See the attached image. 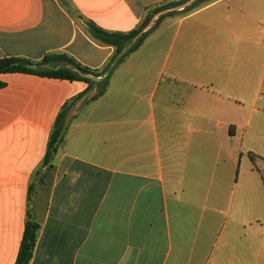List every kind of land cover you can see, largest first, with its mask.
I'll use <instances>...</instances> for the list:
<instances>
[{"label":"crops","instance_id":"crops-1","mask_svg":"<svg viewBox=\"0 0 264 264\" xmlns=\"http://www.w3.org/2000/svg\"><path fill=\"white\" fill-rule=\"evenodd\" d=\"M170 1L0 0V59L68 55L101 69L115 48L85 21L130 32ZM195 1L153 14L142 33L172 13L160 23L174 29L168 50L165 31L156 47L151 32L96 100L84 81L0 74V264H16L28 212L41 226L29 264H253L264 190L251 183L244 100L264 47V0L182 12ZM254 78L261 88L264 70ZM65 105L54 172L36 181L47 193L41 216L39 186L30 202L29 187ZM259 118L264 159V110Z\"/></svg>","mask_w":264,"mask_h":264},{"label":"trees","instance_id":"trees-1","mask_svg":"<svg viewBox=\"0 0 264 264\" xmlns=\"http://www.w3.org/2000/svg\"><path fill=\"white\" fill-rule=\"evenodd\" d=\"M189 1L190 0H173L159 5L153 8L151 11L149 10V13H147L146 17L139 24V26L130 32H110L99 27L92 21H85L84 24L94 40L101 44L113 46L115 48V53L109 62L101 69H91L86 67L68 55H46L40 62H34L30 59L22 57L2 58L0 59V74L27 73L60 80L84 81L88 84L85 94L91 92L95 86L97 87V93L92 97V100H96L103 96L107 91L109 80L118 66L129 56V54L139 49L147 36L158 28L166 16H170L172 13L161 16L149 31L142 33L144 28L149 24L153 14L181 6L182 4ZM207 1L209 0H196L182 12L189 13ZM129 44L132 45L126 50V47ZM51 60L64 61L69 67H59L52 69L45 68L44 65L49 63ZM100 77H102V80L96 82L97 78ZM66 116L67 106L65 105L62 111L59 113L53 126L47 152L43 162L39 169L35 171L34 175L36 180L33 176V181L30 184L29 202L32 200L31 196L35 188V182L39 180V183H43L45 180H47V178L50 179V177H52V172H54L55 168L53 161L65 136ZM250 156L253 158L254 153H250ZM27 216L23 240L19 249L16 264L30 263L41 227L37 221L33 220L30 212H28Z\"/></svg>","mask_w":264,"mask_h":264},{"label":"rangeland","instance_id":"rangeland-1","mask_svg":"<svg viewBox=\"0 0 264 264\" xmlns=\"http://www.w3.org/2000/svg\"><path fill=\"white\" fill-rule=\"evenodd\" d=\"M186 6V5H184ZM179 13V12H176ZM253 30L249 31L248 33L245 34L246 38H249V41H257L255 38V31H254V25H252ZM165 31L163 38L168 40L167 42H163L161 43V46L159 47L161 50L164 47V52L168 50L169 44L171 41H169V39L173 38L174 35V29L172 30V28H170L169 25L165 24V26L163 28H161V25L157 28V30H155L154 34H153V39H152V43L153 45L158 44L157 40H156V35L160 36V40L162 38L161 33L162 31ZM168 43V45H167ZM150 47V46H149ZM154 47V46H153ZM166 47V49H165ZM152 48V46L150 47ZM261 53L258 54L257 58H255L254 54L252 55V66H253V70H252V78H251V85L250 88H248V91L246 92H250L249 95H247L245 97L244 100V107L246 110V113H249L251 111L252 113V121H251V126L249 128L248 134H247V138H246V148H252V153H254L253 158L250 157V163H251V172L253 175V178H251L252 180V187L255 188V186L257 184L261 185V189L264 190V159L262 158V155L260 153V144H259V133H260V118L259 115L260 113L263 112L264 110V81L262 84L261 88H258V86L256 85V83H254V76H255V72L256 69L258 68V74L261 75L263 70H264V47H262ZM163 53V52H162ZM161 55V53H160ZM155 60H159L158 57V53L157 50H155ZM261 57V58H260ZM261 63L259 65L258 63V67L256 69H254L256 65L257 61H260ZM247 153V152H246ZM248 156V153H247ZM34 179H35V175H34ZM36 180V179H35ZM48 178H47V182H48ZM47 185V184H46ZM35 186H39V183L35 182ZM41 187V188H40ZM48 186H46L47 189ZM38 189H40V197H38V208L40 209V213L41 216L43 214V210L45 208V202H46V195L47 193L42 191L43 190V186H39ZM35 191V190H34ZM34 195V194H33ZM34 197V196H33ZM37 198V197H36ZM257 218H259L258 223L256 224L255 222H253V230H255L257 232V237L255 239L254 242H256L259 245V249L260 252L258 254V256L255 258V256L253 255V264H264V240L263 235H264V216L260 215V213L258 215ZM255 216H253V220L255 219ZM42 218V217H41ZM255 260V261H254Z\"/></svg>","mask_w":264,"mask_h":264}]
</instances>
